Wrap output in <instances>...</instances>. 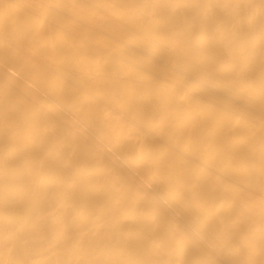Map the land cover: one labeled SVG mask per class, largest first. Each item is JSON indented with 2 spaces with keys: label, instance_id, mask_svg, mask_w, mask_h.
Instances as JSON below:
<instances>
[{
  "label": "bare ground",
  "instance_id": "bare-ground-1",
  "mask_svg": "<svg viewBox=\"0 0 264 264\" xmlns=\"http://www.w3.org/2000/svg\"><path fill=\"white\" fill-rule=\"evenodd\" d=\"M0 264H264V0H0Z\"/></svg>",
  "mask_w": 264,
  "mask_h": 264
}]
</instances>
